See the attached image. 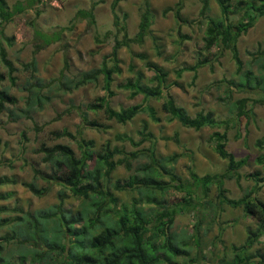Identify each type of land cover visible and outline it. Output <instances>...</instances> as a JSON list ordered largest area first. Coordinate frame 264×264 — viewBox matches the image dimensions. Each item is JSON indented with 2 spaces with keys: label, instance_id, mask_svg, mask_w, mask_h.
Returning a JSON list of instances; mask_svg holds the SVG:
<instances>
[{
  "label": "trees",
  "instance_id": "obj_1",
  "mask_svg": "<svg viewBox=\"0 0 264 264\" xmlns=\"http://www.w3.org/2000/svg\"><path fill=\"white\" fill-rule=\"evenodd\" d=\"M39 1H18L10 9L5 0H0V28L9 23L15 14L22 13ZM142 1L137 31L132 37L127 32L126 16H120L118 12L120 0L111 1L110 12L115 32L107 30L103 40L113 37L112 48L103 56L99 67L76 74L68 71L66 63L65 68L55 77L44 79L39 76L36 56L41 48L60 41V33L53 32L49 35L36 30L39 43L35 45L30 59L20 63V70L27 74L23 83L18 86V90L24 95L16 97L7 88L1 87L0 114L8 112L9 121H16L20 115L29 118L31 113L43 111L55 98L89 84H97L101 80L104 95L86 104L85 110L81 107L76 108L84 126L106 129L97 121L88 120L89 111H102L107 119H113L120 124L127 123L142 113L152 121L159 122L156 110L147 104L148 98H162V109L170 116L168 120H177L186 128L200 129L217 124L212 111H201L191 117L183 106L177 105L168 93L171 86L178 85L177 81L167 84L168 73L157 64L148 62L144 54L137 56L145 61L146 68L153 73L151 82L155 84H143L141 73L134 79H127L118 88L129 90L132 98L142 95L143 101L120 110L110 107L109 100L115 95L112 90L114 75L121 73L119 50L133 43L141 45L150 35L153 23L150 0ZM215 1L220 11L217 17L210 14V0H199L198 19L190 22L202 20L205 22L203 46L198 51L197 61L193 65L176 69L175 75L179 79L183 72H197L200 67L212 63L224 51H228L236 67V78L224 81L228 93L233 90L253 91L260 96L253 102L263 104L264 49L251 53L253 57L260 59L256 70L246 69L239 56L238 40L253 26L257 18L264 17V0ZM95 5L96 3L89 9H78L75 19L87 20L94 24ZM182 8L183 0H177L173 7L166 9L172 12L177 31L183 24L188 23L181 16ZM233 15L239 16L236 21L231 20ZM179 37L182 40L188 38L180 34ZM3 40L7 45H12L7 38ZM96 40L100 42L99 39ZM212 48H217L218 51L213 59L208 57ZM0 61L7 70L10 84L15 85L14 74L19 69L8 59L1 42ZM20 101L22 106L16 110L15 106ZM247 101L248 98H241L232 103L231 111L234 112L235 118L254 117L252 109L247 107ZM225 123L226 127H229L231 121ZM225 131H214L209 137L214 152L226 160L224 172L199 176L193 167L189 166L187 181H183L175 172V163L182 156L181 153L156 156L152 146L126 152L123 148L111 147L108 142L97 149L93 140L84 138L80 131L77 134L65 129L53 132L55 139H72L78 154L69 144L42 143L37 152L42 155L41 160L48 172L34 169L35 179L23 184L38 197L45 195L47 188L37 184V177L47 180L48 183L57 184L62 189L69 190L79 200L78 209L76 211L64 209L62 191H59V202L45 208L28 211L16 209L14 211L17 214L10 216L6 214L7 208L0 207V229L6 227L4 234L0 235V264H179L180 258L187 260V264H195L196 258H188L192 244L195 247L200 246L201 235L209 229L205 221L211 212V221L218 218L221 208L219 206L223 204L232 208L240 207L245 215L257 217L260 222L255 230H248L243 244L231 245V259L222 258L219 264H264V260L257 254L249 252L251 246L264 232V202L257 197V193L264 186V137L254 142L259 152L254 162L261 170L243 174L242 176L251 180L253 184L246 187L240 198L230 199L224 188L225 179L238 180V170L246 164L247 159H236L228 151ZM139 135L140 139L137 142L125 135H118L117 139L128 141L136 147L146 141L154 142L153 134L147 130L146 122L143 123ZM22 138L23 144L27 141L24 133ZM175 141L178 143L176 137ZM118 166H124L127 171H133V174L123 182L120 180L112 182L111 174ZM5 182L6 180L0 179V185ZM11 182L15 183L14 180ZM212 187L216 189L214 203L208 199ZM125 190L135 193L130 205L120 203L114 193ZM171 192L182 194L175 203L168 202V195H171ZM6 197V194H0V198ZM194 209L200 217L195 221L191 236H182L174 227L175 218L185 211ZM4 214L6 215L3 217Z\"/></svg>",
  "mask_w": 264,
  "mask_h": 264
},
{
  "label": "rangeland",
  "instance_id": "obj_2",
  "mask_svg": "<svg viewBox=\"0 0 264 264\" xmlns=\"http://www.w3.org/2000/svg\"><path fill=\"white\" fill-rule=\"evenodd\" d=\"M5 1L12 9L16 2L24 0ZM111 1L40 0L31 8L15 14L9 23L0 28L2 31L0 42L7 52L8 59L19 71L14 74L16 84L11 85L7 70L0 61V76L2 77L0 88H7L16 97L24 95L18 90V86L23 83L27 74L20 70V63L30 59L35 45L39 43L36 30L49 35L53 32L60 33V41L41 48L36 56L40 77L49 79L57 76L65 68L66 63L71 74L99 67L103 56L110 52L113 45V37L103 40V35L107 30L115 32L110 12ZM176 2L177 0H150V9L153 14L150 35L141 45L133 43L119 50L121 73L114 75L112 90L115 95L110 98L109 105L114 110H120L143 101L142 95L132 98L129 90L118 88L127 79H134L139 73L142 75L143 84H155L151 82L153 73L146 68L145 61L137 56L144 54L148 62L157 64L168 73L167 84L177 81L178 85L171 86L168 91L177 105L183 106L191 117L201 111H212L217 124L200 129L186 128L177 120H168L170 116L162 109V98H148L147 104L156 110V115L160 118L159 122L152 121L142 113L131 121L120 124L113 119H107L102 111H89L87 112L88 120H95L104 125L106 129L84 126L76 108L81 107L85 110L86 104L104 95L101 80L97 84H89L72 93L55 98L43 111L31 113L29 118L20 115L16 121H9L8 112H3L0 114V179L6 182L0 185V194H6L7 197L0 198V207L8 209L7 215H16L17 212L14 211L16 209L36 210L58 203L59 191L63 192L64 209L72 211L78 209L79 200L69 190H64L57 184L48 183L47 180L37 177V184L47 188L45 195L41 197L32 194L23 184L35 179L34 169L48 172L41 160L42 155L37 152L42 143L46 145L69 144L78 154L76 144L72 139L54 138L53 132L64 129L72 134L80 131L84 138L93 140L97 149L108 142L111 147L123 148L126 152L152 146L156 156L181 153L182 156L175 163V172L183 178V181L189 178V166H192L199 176L224 172L226 160L221 159L214 152L209 137L214 131L226 130L228 151L236 159H247L246 164L238 170V180L225 179L226 195L230 199H238L244 194L246 187L253 184L251 180L242 175L261 170V167L254 162L259 154L254 142L264 137V103L253 102L260 97L253 91L233 90L228 93L224 81L236 78V67L228 51H224L212 63L200 67L197 72H183L177 79L176 69L185 65H193L197 61L198 51L203 46L202 37L206 24L203 20L190 22L198 19L199 0H183L181 16L188 23L183 24L177 31L172 12L166 11ZM94 3H96L93 10L94 24H90L87 20L75 19L78 9H89ZM142 6V0H120L119 2L118 12L120 16H126L125 23L130 37L137 31ZM210 8L212 16H219L220 11L215 0H210ZM238 17L233 15L231 20L236 21ZM178 33L188 38L182 40ZM3 38H7L12 45H7ZM259 49H264V17L257 18L253 26L238 40L239 56L246 69L256 70L260 59L253 57L251 53ZM217 52V48H212L208 57L213 59ZM241 98H248L247 107L252 109L253 118H235L231 106L235 100ZM21 106L22 102H17L16 110ZM227 121H231L229 127H226L225 122ZM145 122L147 130L153 134L154 142L146 141L136 147L128 141L117 139L118 135H125L137 142L140 139L139 131ZM22 133L27 138L23 144ZM130 174H133V171H127L124 166H118L111 174V181L123 182ZM114 193L120 203L128 205L135 197V193L130 190ZM181 195L180 192H171V195H168V202H177ZM208 197L214 203L215 187L211 188ZM257 197L264 202V186L257 193ZM219 207L221 208H219L218 218L211 221V212L205 221L209 229L201 235L200 246L195 247L192 244L188 258H196L195 264H219L222 258L231 259V245L243 244L248 230H255L259 226L260 221L257 217L245 215L240 207L232 208L226 204ZM199 217L200 214L195 209L185 211L176 216L174 227L180 235L190 237L195 221ZM5 231L6 227L1 228L0 235ZM249 252L257 254L264 260V232L258 241L254 242ZM178 262L187 264V260L184 261L181 258Z\"/></svg>",
  "mask_w": 264,
  "mask_h": 264
}]
</instances>
